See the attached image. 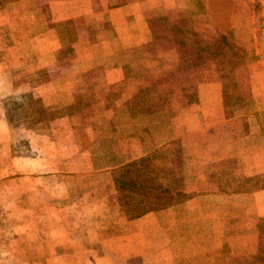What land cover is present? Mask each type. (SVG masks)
I'll return each instance as SVG.
<instances>
[{"label": "rangeland", "instance_id": "1", "mask_svg": "<svg viewBox=\"0 0 264 264\" xmlns=\"http://www.w3.org/2000/svg\"><path fill=\"white\" fill-rule=\"evenodd\" d=\"M9 2L0 4V11ZM37 7L29 3L0 12V264H264V243L259 252H247L257 240L255 229L264 239V207L258 203L264 196L251 194L264 188V173L239 178L243 171L237 161L224 167L205 163L203 175L212 169L214 174L203 177L205 194H196L195 163L189 160L195 151L188 150L184 165L178 141L160 148L145 142L143 156L119 166V147L98 140L108 133L117 138L128 133L119 132V113L105 129L91 130L108 115L81 114V101L65 105L71 100L65 89L76 87L83 73L69 60L79 58L75 49L83 50L69 43L59 52L62 62H51L44 49L51 39L37 32L50 24L51 9L47 0H39ZM235 7L233 27L225 34H200L201 29L206 32L203 17L197 29L189 26L183 58L215 62L219 77L230 75L223 86L232 100L224 99V104L235 102L237 112L264 110V0H237ZM25 9L29 11L21 15ZM81 22L66 23L72 36H65L67 42L79 39L73 33ZM8 27L11 34L5 31ZM86 69L90 80L99 73L89 62ZM54 76L60 78L51 81ZM211 101L215 98L207 105ZM247 121L264 125V111ZM130 133L147 136L143 130ZM154 134L161 142L176 132L173 128L164 136L159 129ZM53 142H72L79 153L70 163L37 161L52 152ZM230 150L236 158L253 150L252 155L264 160L262 147ZM211 155L209 150L205 157ZM234 189L244 194H225ZM212 190L218 194H206ZM145 215L140 226L129 225ZM237 223L245 225L232 226Z\"/></svg>", "mask_w": 264, "mask_h": 264}, {"label": "crops", "instance_id": "2", "mask_svg": "<svg viewBox=\"0 0 264 264\" xmlns=\"http://www.w3.org/2000/svg\"><path fill=\"white\" fill-rule=\"evenodd\" d=\"M38 2L39 0H11L4 11L0 12L7 13L8 9L17 5L24 9L29 3L39 10ZM47 2L51 9V22L43 28L44 30L40 32L38 29L37 32L40 36L48 35L51 39L44 48L47 55H52L51 62H62L59 52L65 51L69 43L83 50V53H79L75 49L79 58L73 55V60H69L73 63L71 67L75 66L83 73L79 74L76 87L68 86L65 89V93L71 95V100L65 105L81 101V114L108 115L104 123L95 122L97 125L95 124L91 130L105 129L113 124L112 115L119 113V132L128 133L125 135L119 133V138L111 133L98 138L108 139L112 145L119 147V166L143 156L145 142L150 144V147L160 148L172 141H178L182 151L180 160L182 159L184 165L188 162L187 158L185 159L189 156L188 150L191 148L193 150L190 152L195 151L189 160L195 163L193 180L195 179L196 194H205L201 192L203 180L207 179L206 176L214 174L212 169L207 171V175H203L205 163L220 164L224 167L227 163L230 165L237 161L243 171L239 178L264 173L262 166L264 160L261 162V158L252 155L253 150H245L239 158H236L237 155L233 156L230 150L238 146L264 148V125L247 121L253 114L264 110L255 108L248 112H237L235 102L224 104V99L232 100V97L230 99L225 96L223 86L225 83L223 81L230 75L219 77L215 62H188L186 57L183 58L186 51L184 36L189 35L187 28L192 25L197 29L200 18L203 17L206 20V32L205 29H201L200 34L209 33L214 37L225 34L233 27L237 0H47ZM190 2L193 3L186 8L185 4ZM27 11L29 10L25 9L21 15ZM198 11L201 15L197 13ZM77 20L82 22L80 28L79 25L74 27L73 37L79 35V39L67 42L65 36H71V31L70 26L65 25L67 22L75 23ZM5 31L11 34L9 27ZM90 35L93 38H89ZM86 62L99 72L98 75L94 74L95 77L91 80L89 75H85L88 71L84 70ZM59 78L54 76L51 81ZM76 90H80L78 96L74 95ZM260 95L264 99V94ZM88 97L97 100H91L89 103ZM214 98L215 101L207 105V101ZM205 106L208 107L206 111ZM128 115L131 118H127ZM165 116L167 119H163ZM246 116H249L248 119H245ZM157 119L159 122L153 123ZM139 121L142 124H138ZM173 128L176 135L167 136L161 142L156 139L158 135L154 134L155 131L162 129L165 136ZM141 130L147 132V136L130 133ZM57 144L51 143L52 152L46 154V159L37 161L47 164L70 163L79 153L76 144L72 142L64 146ZM102 144L103 142H98V146ZM205 148H211L210 158L205 157L209 151ZM108 169L110 168L106 167L103 170ZM185 170L183 173L181 171L183 182L188 179L189 174L187 167ZM48 171L50 169L45 172ZM99 171L100 169H97L94 172ZM228 180L233 181V178ZM216 191H208L206 194L214 196L218 194ZM236 192L234 189L222 193L227 196L244 194L241 191ZM251 194L264 196V188L252 191ZM258 203L264 207V201ZM258 216L257 220L260 218L259 214ZM145 217L148 216L131 219L129 225L140 226L146 220ZM116 223V226H119V218ZM238 224L232 226L245 225ZM257 233L255 229L257 240L251 244L247 252H259V246L264 243V239H259Z\"/></svg>", "mask_w": 264, "mask_h": 264}, {"label": "trees", "instance_id": "3", "mask_svg": "<svg viewBox=\"0 0 264 264\" xmlns=\"http://www.w3.org/2000/svg\"><path fill=\"white\" fill-rule=\"evenodd\" d=\"M8 1H11V0H1L0 1V4H5V3H7ZM168 158H169V156L168 157H166L165 158V160L167 161L168 160ZM148 211H154L153 209H149ZM143 213V212H142ZM139 215L141 214V213H138ZM262 235H264V234H262ZM252 262H253V260H252ZM251 262V263H252ZM249 264V263H248ZM252 264H256L255 262H253Z\"/></svg>", "mask_w": 264, "mask_h": 264}]
</instances>
